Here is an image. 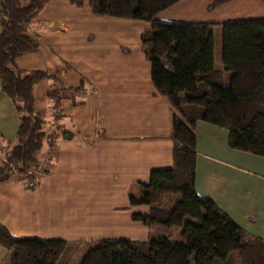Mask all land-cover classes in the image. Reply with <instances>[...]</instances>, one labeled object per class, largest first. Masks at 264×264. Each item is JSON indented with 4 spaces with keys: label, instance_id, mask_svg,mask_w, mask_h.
Segmentation results:
<instances>
[{
    "label": "crops",
    "instance_id": "crops-1",
    "mask_svg": "<svg viewBox=\"0 0 264 264\" xmlns=\"http://www.w3.org/2000/svg\"><path fill=\"white\" fill-rule=\"evenodd\" d=\"M213 1L182 0L158 18L210 23L264 18V0H232L210 10ZM148 27L141 20L95 16L89 4L79 7L72 0H51L31 25L40 48L16 64L57 75L35 86L36 109L72 137L58 140L50 170L36 187L27 188L18 175L0 182V221L12 234L79 245L91 239L144 241L153 233L133 218L149 208L132 206L130 195L140 192L154 170L173 165L174 142L170 103L153 84L142 42ZM56 85L82 89L75 100H62L57 123L48 96ZM18 125L0 78V141H15ZM196 134L197 192L264 242V157L237 151L229 131L216 125L199 121ZM47 155L44 150L41 159ZM6 255L0 245V264Z\"/></svg>",
    "mask_w": 264,
    "mask_h": 264
},
{
    "label": "trees",
    "instance_id": "trees-1",
    "mask_svg": "<svg viewBox=\"0 0 264 264\" xmlns=\"http://www.w3.org/2000/svg\"><path fill=\"white\" fill-rule=\"evenodd\" d=\"M50 1L0 0V78L19 114L16 140L0 141V182L18 175L24 184L33 180L37 185L40 175L50 170L58 140L72 137L36 109L35 86L57 75L16 64L19 57L40 48L30 27ZM180 1L90 0V6L95 16L150 24L142 42L153 84L168 99L173 114V165L154 170L140 184V192L130 195V202L149 208L134 219L153 231L178 226L183 241L160 233L144 241L100 240L80 264H264V242L196 190L199 121L227 129L234 149L264 157V18L222 23L158 18ZM230 1L214 0L209 8ZM72 3L83 7L84 0ZM217 25L222 28V68L215 64ZM81 92L80 87L56 85L48 93L55 123L61 119L62 100H75ZM44 150L48 155L41 159ZM0 245L13 250L10 264H68L79 248L76 242L14 235L1 221Z\"/></svg>",
    "mask_w": 264,
    "mask_h": 264
},
{
    "label": "rangeland",
    "instance_id": "rangeland-1",
    "mask_svg": "<svg viewBox=\"0 0 264 264\" xmlns=\"http://www.w3.org/2000/svg\"><path fill=\"white\" fill-rule=\"evenodd\" d=\"M86 4L90 5V0H84V5H86ZM74 5H76V4H74ZM149 26H150V24H149ZM216 32H217V34H216V42H215V58H216L215 64L217 66H219L222 64V28H220V25L216 26ZM55 113H56V111H54V114ZM1 143L5 144L6 142L3 141ZM237 151H239V150H237ZM241 152H244V151H241ZM42 153H41V156H42ZM158 233L167 235L173 241H176V242L183 241V238L181 236V228L178 226H175L172 228H166V227L156 228L153 231V235L155 236ZM108 240H112V239H108ZM137 240H140V239H137ZM96 242H98V241L97 240L95 241V239H93V240L91 239V240L84 242V243L79 242L80 246L77 244L79 247L78 251L75 253L74 257H72V259L69 261L68 264H80L82 259L85 257V255L88 253V251L91 248H93V246ZM13 253H14L13 250L7 249V255H6L7 259L5 260L4 264H10L11 263Z\"/></svg>",
    "mask_w": 264,
    "mask_h": 264
},
{
    "label": "built area",
    "instance_id": "built-area-1",
    "mask_svg": "<svg viewBox=\"0 0 264 264\" xmlns=\"http://www.w3.org/2000/svg\"><path fill=\"white\" fill-rule=\"evenodd\" d=\"M27 188H34L36 187V181L29 180L24 184Z\"/></svg>",
    "mask_w": 264,
    "mask_h": 264
}]
</instances>
